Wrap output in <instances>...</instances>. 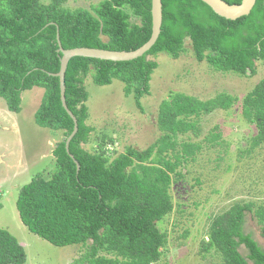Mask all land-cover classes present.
<instances>
[{"label":"trees","instance_id":"obj_1","mask_svg":"<svg viewBox=\"0 0 264 264\" xmlns=\"http://www.w3.org/2000/svg\"><path fill=\"white\" fill-rule=\"evenodd\" d=\"M65 1L0 0V98L9 111L19 113L23 92L44 89L35 121L64 135L53 152L56 173L49 179L37 176L21 190L20 219L31 233L56 247H88L81 264L159 263L169 239L160 224L175 211L172 186L184 179L181 171L196 161L204 144L223 145L217 129L204 143L180 137H199L198 120L216 110H231L237 98L220 93L203 101L170 93L157 116L160 139L145 151L128 148L112 159L105 137L93 152L85 148L94 132L87 123L86 79L93 73L99 86L122 82L125 94L133 95L143 112L141 100L150 93L159 66L150 58L166 53L179 59L187 41L195 59L212 70L255 76L257 63H264V0H257L249 16L235 21L220 17L201 0H162V32L144 56L125 62L71 59L65 83L66 103L79 127L69 147L74 159L66 150L74 121L62 106L60 79L54 76L62 57L57 36L65 50L136 51L152 36V0H103L92 12L70 10L63 6ZM242 116L258 129L245 150L249 154L264 144V78L243 100ZM246 214L253 216L264 238V204L237 203L212 220L202 251L215 249L222 264H264V248L244 230ZM242 246L248 255L241 253ZM25 263L24 247L0 229V264Z\"/></svg>","mask_w":264,"mask_h":264},{"label":"rangeland","instance_id":"obj_2","mask_svg":"<svg viewBox=\"0 0 264 264\" xmlns=\"http://www.w3.org/2000/svg\"><path fill=\"white\" fill-rule=\"evenodd\" d=\"M102 1L66 0L63 6L92 12ZM42 2L50 4L52 0ZM150 59L159 66L152 75L150 93L141 100L143 112L137 108L133 95L125 94L122 82L114 80L110 85L99 86L94 83L93 73L87 77V123L94 132L85 148L93 152L105 137L112 159L128 148L145 151L162 136L157 116L160 104L170 93H185L203 101L220 93L237 98L231 110H216L198 120L202 129L199 137H180L183 141L204 143L217 129L223 145L213 148L204 144L196 161L181 171L184 179L172 186L175 211L160 224L169 239L161 261L156 263L222 264L215 249L202 251L203 241H209L212 220L237 203L264 204V144L245 153L258 129L242 116L243 100L264 78V63H257L255 76L217 72L208 63L195 59L190 41L179 59L166 53ZM43 96L41 88L23 92L19 113L9 111L0 98V229L8 231L24 247L25 264H81L88 247L61 248L50 244L23 225L17 209L20 192L26 185L37 176L48 178L57 171L53 152L64 135L37 125L35 116ZM244 230L264 248V238L251 214H246ZM240 251L248 255L244 246Z\"/></svg>","mask_w":264,"mask_h":264},{"label":"water","instance_id":"obj_3","mask_svg":"<svg viewBox=\"0 0 264 264\" xmlns=\"http://www.w3.org/2000/svg\"><path fill=\"white\" fill-rule=\"evenodd\" d=\"M203 3L207 4L217 15L228 20H237L242 17L249 16L255 7L257 0H242V3L239 5H230L224 0H201ZM152 36L150 40L139 48L136 51L126 52V51H110L103 49H91V48H75L70 50H65L62 47L60 36L58 34V44H59V53L62 54L61 57V67L58 74H55V77L60 79V90H61V102L63 108L66 110L68 115L74 121V130L72 134L66 140V150L70 154V143L78 132V120L72 111L68 108L66 103V83L65 77L69 62L75 57H84L91 59H99L104 61H113V62H125L136 60L144 56L158 41L163 25V3L162 0H152ZM71 158L74 159V156L71 155ZM77 164V170H80L79 163L74 160Z\"/></svg>","mask_w":264,"mask_h":264},{"label":"crops","instance_id":"obj_4","mask_svg":"<svg viewBox=\"0 0 264 264\" xmlns=\"http://www.w3.org/2000/svg\"><path fill=\"white\" fill-rule=\"evenodd\" d=\"M51 176H49L47 179H49ZM21 220V219H20ZM22 222V221H21Z\"/></svg>","mask_w":264,"mask_h":264}]
</instances>
